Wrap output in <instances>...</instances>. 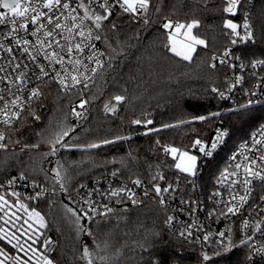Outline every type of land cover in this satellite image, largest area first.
<instances>
[{
	"label": "trees",
	"instance_id": "obj_1",
	"mask_svg": "<svg viewBox=\"0 0 264 264\" xmlns=\"http://www.w3.org/2000/svg\"><path fill=\"white\" fill-rule=\"evenodd\" d=\"M153 5L148 18L155 23L147 25L142 23L143 18L137 21L119 11L113 14L120 27L117 32L109 31L106 35L116 48V53L108 49L107 44L101 43L107 56L115 57L111 61L115 70L106 65L105 71L86 91V98L91 101L87 105L86 119L74 124L69 109V104L80 93H63L54 83L44 85V95L32 105L40 119L28 116L26 121H18L14 125L15 130L9 133L11 139L6 141L7 150H0V179L24 173L29 179L59 187L53 172L59 161L67 170L62 173L67 187L90 182L118 170L119 177L127 180L139 178L151 188V177L157 170L166 177L165 181H157L161 185L172 182L180 175L174 167H170L175 161L163 153L162 145L190 151L195 138L208 137L216 124L229 129L231 145L250 137L264 120V103L244 109L230 108L211 91L213 87L226 88L229 75L223 66L215 69L209 67L211 56L222 52L230 43V37L226 35L230 31L223 27L229 15L222 10L227 6L226 3L211 0H153ZM157 5L161 7L159 14L154 10ZM164 17L176 18L181 22L200 20L199 28L193 31L206 41L207 47L199 46L191 62L182 61L165 49L167 36L159 27ZM250 18L256 42L254 45L246 44L244 51L248 58L264 60V0H255ZM121 51L123 55H117ZM115 95H125L128 99L118 106L114 115L105 114L104 102L111 101ZM217 112L219 116L212 115ZM198 116L208 119L192 120ZM133 119H151L153 124L147 127L144 124L134 125L131 123ZM163 124L178 126L161 128ZM61 125L75 128L65 138L70 144L87 145L118 136L130 139L87 151L78 148L60 149L55 156L46 157L44 154L51 151L44 149L50 147L47 141ZM149 128L161 130L146 135ZM157 140L161 146L156 144ZM149 165L152 166L151 170ZM212 167L215 168L210 164L209 168ZM36 169H42L43 172L37 174ZM207 171L203 173H215ZM202 178L209 177L203 175ZM5 195L9 201L17 199L10 194ZM20 200L45 217L48 226L42 230L44 236L41 240L50 238L52 241L46 254L54 264H86L80 259L81 253L74 240L58 226L54 215L58 204L56 198L37 202ZM75 209L81 214L78 208ZM18 214L23 216L20 211ZM167 216L168 211L157 201L143 199L139 206L127 211H115L106 221L97 217L98 223L85 224L95 234L99 249L92 244L93 238L82 232L80 243H88L98 253L94 264H198L200 257L197 248L167 231ZM22 222H18V225ZM106 242L111 246L109 250L103 251ZM0 246L12 255L17 254L6 242L0 241ZM99 256L107 259L101 261Z\"/></svg>",
	"mask_w": 264,
	"mask_h": 264
},
{
	"label": "snow or ice",
	"instance_id": "obj_2",
	"mask_svg": "<svg viewBox=\"0 0 264 264\" xmlns=\"http://www.w3.org/2000/svg\"><path fill=\"white\" fill-rule=\"evenodd\" d=\"M226 7H223V12L235 16L242 4V0H224ZM153 0H0V26L10 29L6 33H0L4 36V40L0 41V124L4 128H0V150H7V140L11 137L9 133L14 131V125L18 121H26L28 116L35 120H39V115L33 110L32 105L38 102L44 95L41 85L49 82H54L59 90L66 94H71L74 90H80L79 103L71 109L73 116L77 120L86 119L87 105L91 102L86 98V91L90 90L91 85L95 83L96 77L100 76L107 65V68L115 70L114 65L111 63L114 56L108 55L107 59L105 51H100L97 48V41L107 44L108 49L116 53V48L112 46L106 35L107 32H117L120 25L117 23V17L113 13L117 10L121 14L129 15L133 19L147 25L149 20L150 9L153 8ZM207 7V2H205ZM155 13L161 12L159 5L155 6ZM200 20L192 19L191 21L181 22L179 20H172L164 17L160 28L164 30L167 36V44L164 45L167 52L172 53L175 57H179L182 61L191 62L193 54L197 51V46L207 47L204 39L194 34V29H198ZM223 27L230 30L226 33L230 37V44L236 45L238 43L247 44L249 42L255 43L254 33L252 26L249 23L248 16L245 14L243 24H238L232 19L224 20ZM242 28V31L240 30ZM23 33V34H22ZM31 37L32 39H29ZM123 55V52L117 53ZM233 53L229 49H225L223 55L219 58L221 65L228 64L224 57L232 56ZM213 60L217 59L216 56L212 57ZM239 60L241 57H235ZM264 65V60H253L250 66L257 68ZM211 68L215 69L216 64H210ZM234 67L235 65H229ZM245 65L241 64L243 68ZM242 77H236L235 84L242 82ZM33 80L35 84H33ZM228 92L232 88L227 89ZM213 93H217L220 98L225 97V93L220 91L219 88L213 87ZM128 97L125 95H115L111 101L104 102L103 111L105 114H115L118 106L122 105ZM114 101V103L112 102ZM241 105L240 108L244 109L250 105ZM79 108L83 111H77ZM27 113V115H25ZM213 116H219L220 113H213ZM208 119L206 116L193 117L192 120L204 121ZM192 121H181V123H191ZM134 125L144 124L145 127L153 124V120L146 119H133L131 121ZM178 125L163 124L161 128L176 127ZM5 129L7 131H5ZM161 129L149 128L147 135L150 132L160 131ZM75 128L66 126H59L58 130L52 134V137L47 141L50 145L51 151L45 153L55 156L60 149L71 150L78 148L80 150H91L100 148L103 145L114 144L120 140L130 139V137H115L114 139H103L99 142H92L87 145L70 144L65 139L74 132ZM264 135V126L261 129ZM228 135L227 130L217 129L215 137L210 144L205 143L197 138L193 147H198V151L205 158L213 156L214 151L218 145L224 142L225 137ZM156 144L160 145L157 140ZM32 147H38L33 145ZM163 153L170 155L172 160L175 161V170L180 174H184L186 178H195L198 175V157L191 154L187 150L172 145H162ZM245 148L252 156H245V163H237L234 170L229 171L228 168L224 169L221 173V178L218 181L223 184L228 181L227 190L228 198L225 199L223 195L217 191L212 194L210 199L219 197L218 201L214 200L216 206L211 212L208 213L209 218L216 216L230 218L240 214L241 209L246 205L249 207L250 212H256L257 215L264 213V208H259L255 204L253 194L256 192V187L259 186L261 194L259 200L264 202V138L257 139L253 134L251 146L245 144ZM131 155V153H129ZM236 159L235 156L232 158ZM122 163V161H121ZM57 167L53 169L55 173L54 179L62 191L65 189V173L63 165L59 161L56 162ZM151 165L149 169L151 170ZM159 166H157L158 168ZM117 171H113L112 175L116 176ZM16 177L7 181L9 186L16 183ZM19 179H27L24 173H21ZM151 184L152 192L161 207L167 208L168 201L164 194H169L172 199H176L174 195L180 184L181 177L176 176L175 187L173 183H167L166 186H161L157 181H165V175L159 170L152 175ZM193 189L196 187L194 179H187ZM137 187L141 186L142 181L137 178L133 181ZM35 187V181L33 182ZM2 187V185H0ZM83 188V185H80ZM44 190L38 192L35 197H28V199L38 198ZM11 196L17 199L10 202L5 194H0V241L6 242L12 249L16 251V255L8 253L4 247L0 246V264H54L53 260L46 254L49 250L52 241L50 238L44 236L43 229L47 228L45 217L35 208H29L26 203L20 200V193L12 191ZM105 199L111 200L112 198H119L116 203H122L124 200L130 201L132 206L136 207L143 203V199L137 200L136 193L127 187L110 190L107 194L101 193ZM149 192L144 191V197H148ZM253 201L252 204L249 202ZM87 209L81 215L78 211L69 206L64 205L66 212L70 213L75 218L77 230L92 237V244L96 249L100 248L99 242L95 239V234L89 227L81 224L80 221L87 218V221L98 223L97 216L101 220L106 221L109 215L114 213V208L109 204H96L92 200H85ZM180 205H197L198 201L191 199L185 200L182 197L179 199ZM223 205L220 207L219 205ZM16 209V211H13ZM102 209V210H101ZM258 209V211H257ZM22 210L27 218L18 215ZM127 211V208L123 209ZM192 211L189 212L191 215ZM175 216L168 215L165 223L172 224ZM23 221L18 225L17 222ZM264 219L256 223V230L264 233V228L261 224ZM26 226V227H25ZM200 227L194 221L192 225H184L183 230L178 229L179 237L187 240L192 237V227ZM243 227H249V220L243 221ZM219 239L214 241L218 247L214 250L213 255L207 252L201 257L202 261L207 264L214 256H220L230 251L236 245L233 243L231 236V229L220 231L216 234ZM204 241L210 240L209 234L203 235ZM251 240V236L241 239L242 245H247ZM258 253H264V246H261ZM98 253L93 251V248L88 244L82 245V255L80 259L86 261V264H94ZM101 261L107 258L104 256L98 257Z\"/></svg>",
	"mask_w": 264,
	"mask_h": 264
},
{
	"label": "built area",
	"instance_id": "obj_3",
	"mask_svg": "<svg viewBox=\"0 0 264 264\" xmlns=\"http://www.w3.org/2000/svg\"><path fill=\"white\" fill-rule=\"evenodd\" d=\"M211 1L224 2V0ZM254 2L255 0H242V4L237 14L235 16L229 14L225 20L232 19L234 22L242 25L245 14H247L249 23L251 24L253 31L254 27L250 18V12ZM170 19L174 21L178 20L176 18ZM162 22L163 20L160 22V24ZM10 27V25L7 28H5L4 26H0V33H6L10 29ZM240 30L242 31V28ZM29 39L32 38L29 37ZM0 41H4L6 44L8 43V41L4 40L3 35H0ZM96 44L97 48L100 51H105L101 41H97ZM247 44L254 45L255 43L249 42ZM245 45L246 44L242 43L231 45L229 43L225 47V49H229L233 53L232 56L224 57V59L228 61V64L226 65H221L219 63V58L223 55L225 49L220 53H214L209 61V65L216 64L217 67L223 66L228 70L229 75L227 77L226 88H219L220 91L225 93V97L220 98L217 93H212L216 95L220 100L225 101L229 106H231L230 108H236L240 107L241 105H246L248 104V101H252V103L248 106H256L264 103V65H260L255 69L250 66L251 61L261 59L248 58L246 52L244 51ZM213 56H216L217 59L213 60ZM235 57H241V59L237 60L235 59ZM104 59H107V53ZM241 64H244L245 66L241 68ZM229 65L235 66L230 67ZM238 76L243 78L242 82L240 84H235V79ZM98 77L99 76L96 77V80L98 79ZM33 84H35L34 80ZM44 85L46 84L41 85V88H43ZM0 87H5V85H0ZM229 87L232 88L231 92L227 91ZM72 93H80V90H74ZM80 95L77 99L69 104L70 112L71 109L79 103ZM76 110L83 111L79 108H77ZM72 121L74 124H78L80 120H77V118L72 115ZM262 126H264V120L251 133L250 137L247 140H244L235 145H231V143L229 142V129L226 126L220 124L214 125L208 137H196L195 140L199 138L205 143L210 144L215 137L217 129L227 130L228 132V135L225 137L224 142L218 145L217 149L214 151L213 156L210 158L203 157L202 154L199 153L198 147H193L192 144V152H194L198 156V175L195 178H186L183 174L179 175L181 177L180 184L177 192L174 194L176 196V199H172L171 196L167 193L164 194L166 200L168 201V206L167 208H163L168 211V215H173L176 218L172 224H166V229L170 234L188 242L189 244H192L197 248L200 257V262L198 264H205V262L201 259L204 253L207 252L209 255L214 254V250L218 247V245L214 243V241H217L219 239L216 234L220 231H226V229L228 228L231 229L232 240L236 246L227 253H224L220 256H214V258L211 261L207 262V264H225L224 261L228 262L226 264H264V253H258L257 251L261 246H264V233L258 232L256 230V223L264 219V213H260L259 215H257L256 212H250L249 207L246 205L243 209H241L240 214L236 216H230V218L227 219L224 217L217 218L216 216L209 218L208 216V213L211 212L216 206L214 200L218 201L220 199L219 197L210 199L214 192L219 191L225 199L228 198L227 184L229 182L225 181L223 184L218 182L221 178V173L226 168H228L229 171L234 170L235 164H243L246 162L244 160L245 156L253 155V153H250L247 148L244 147V145L247 144L251 146L253 134L256 135L257 139L264 138V135H262L261 133ZM0 128H4V126L0 124ZM5 131L7 130L5 129ZM233 156L236 157L235 160L232 159ZM210 164H213L215 168H209ZM207 170L215 173H203ZM203 175L208 176L209 178L203 179ZM19 176L20 175L15 174L8 179H0V185H2V187H0V194H10L12 191H16L20 193V199L33 202H37L39 200L47 198H60L78 208L82 214L83 211L87 209V205L84 203L85 200H92L96 204H109V206L113 207L115 211L133 207L130 201L124 200L122 203L118 204L116 203V200L119 198H112L111 200H108L101 195V193L107 194L110 190L119 189L121 187H127L134 191L136 193L137 200L150 199L158 202V198H155L152 189L147 184L142 182L141 186L137 187L133 184V181L135 179H123L119 177L118 173L116 176H113L112 173H110L103 177L94 178L90 182L80 184L84 186L83 188L79 186L76 189H73L71 192L62 191L60 187L39 183L35 180L29 179L28 177L25 180H21L19 179ZM13 177L17 178L16 183L12 186H9L7 184V181L12 179ZM187 179H194L196 185L194 189L190 184L187 183ZM34 181L36 184L35 187L33 186ZM171 183H173L174 187L176 186L175 179ZM166 184L161 186H166ZM42 189L44 191L38 198L28 199V197H35L36 194L38 192H41ZM145 190L149 192L148 197H144ZM260 194L261 190L259 186H257L256 192L253 194V196L255 204L258 205V209L264 208V202H261L259 200ZM181 197L185 200L191 199L193 201H198L199 204L198 206H190L188 204L180 205L179 199ZM249 203L252 204L253 201L250 200ZM219 206L223 207L222 204ZM192 209H195V211H193L190 215L189 212L192 211ZM245 219L249 220L248 228L243 227V221ZM194 221L200 227H192V237L187 240L179 237L178 229L183 230L184 225H192ZM261 228H264V223L261 224ZM204 234L210 235L209 241L203 240ZM248 236H251V240L247 245H242L240 243L241 239H244Z\"/></svg>",
	"mask_w": 264,
	"mask_h": 264
},
{
	"label": "rangeland",
	"instance_id": "obj_4",
	"mask_svg": "<svg viewBox=\"0 0 264 264\" xmlns=\"http://www.w3.org/2000/svg\"><path fill=\"white\" fill-rule=\"evenodd\" d=\"M199 47V45L197 46V48ZM45 150H47V149H51L50 147H48V148H44ZM191 154H193V155H196L194 152H192V148H191V150L189 151ZM197 156V155H196ZM198 157V156H197ZM199 165V164H198ZM43 171H42V169H40V170H38V169H36V173L37 174H39V173H42ZM80 186V184L79 185H75V186H71V187H67V185H65V189H66V191L67 192H71L73 189H76L77 187H79ZM58 200V204L56 205V207H55V213H54V215H55V218H56V221H57V223H58V226H59V228L64 232V234L65 235H67V236H69L72 240H74L73 242L74 243H76V245H77V247L79 248V250H80V253H81V255H82V244L80 243V233L81 232H79L78 230H77V227H76V224L74 223V220H75V218L74 217H72L71 216V214L70 213H68V212H66V210H65V207H64V205H68V202H66V201H64L63 199H57ZM10 202H12V201H10ZM71 205V204H70ZM69 205V206H70ZM73 206V205H72ZM74 207V206H73ZM76 208V207H75ZM13 211H16V209H13ZM20 212L23 214V216H25L26 217V214L25 213H23V211L22 210H20ZM19 215V214H18ZM81 215H82V213H81ZM22 216V217H23ZM27 218V217H26ZM85 219H87V218H85ZM20 222V221H19ZM88 222H90V221H88ZM87 222V223H88ZM18 223V222H17ZM80 223L81 224H86V222H84L83 221V219L80 221ZM26 227V226H25ZM87 227V226H86ZM42 231V230H41ZM108 242H110V241H108ZM110 244L109 243H105L104 245H103V247H104V249H103V251H107V250H109L110 249ZM85 264V263H84Z\"/></svg>",
	"mask_w": 264,
	"mask_h": 264
},
{
	"label": "water",
	"instance_id": "obj_5",
	"mask_svg": "<svg viewBox=\"0 0 264 264\" xmlns=\"http://www.w3.org/2000/svg\"><path fill=\"white\" fill-rule=\"evenodd\" d=\"M83 221H84V222H86V221H87V219H85V218H84V219H83Z\"/></svg>",
	"mask_w": 264,
	"mask_h": 264
}]
</instances>
